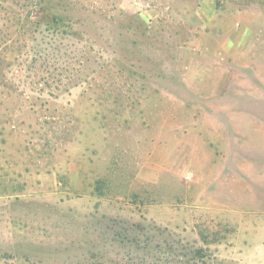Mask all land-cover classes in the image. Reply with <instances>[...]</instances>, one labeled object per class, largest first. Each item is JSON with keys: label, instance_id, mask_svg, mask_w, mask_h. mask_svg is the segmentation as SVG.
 I'll use <instances>...</instances> for the list:
<instances>
[{"label": "rangeland", "instance_id": "1", "mask_svg": "<svg viewBox=\"0 0 264 264\" xmlns=\"http://www.w3.org/2000/svg\"><path fill=\"white\" fill-rule=\"evenodd\" d=\"M0 264H264V0H0Z\"/></svg>", "mask_w": 264, "mask_h": 264}]
</instances>
